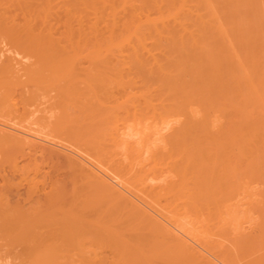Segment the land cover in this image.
I'll use <instances>...</instances> for the list:
<instances>
[{"label": "bare ground", "instance_id": "1", "mask_svg": "<svg viewBox=\"0 0 264 264\" xmlns=\"http://www.w3.org/2000/svg\"><path fill=\"white\" fill-rule=\"evenodd\" d=\"M0 264H264V0H0Z\"/></svg>", "mask_w": 264, "mask_h": 264}]
</instances>
